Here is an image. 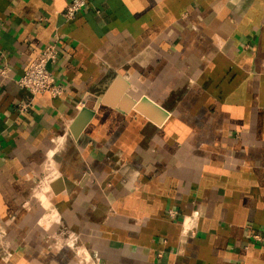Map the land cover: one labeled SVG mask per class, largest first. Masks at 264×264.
Segmentation results:
<instances>
[{
  "label": "crops",
  "instance_id": "crops-1",
  "mask_svg": "<svg viewBox=\"0 0 264 264\" xmlns=\"http://www.w3.org/2000/svg\"><path fill=\"white\" fill-rule=\"evenodd\" d=\"M69 1L0 0V264H264V0Z\"/></svg>",
  "mask_w": 264,
  "mask_h": 264
},
{
  "label": "built area",
  "instance_id": "built-area-1",
  "mask_svg": "<svg viewBox=\"0 0 264 264\" xmlns=\"http://www.w3.org/2000/svg\"><path fill=\"white\" fill-rule=\"evenodd\" d=\"M89 0H70L62 11L65 21L72 20L84 7ZM62 39L55 35L51 41L46 43L39 54L28 64L23 72L14 78L18 87L28 91L31 97L27 100L19 101L18 110L27 111L38 93L48 92L51 97L61 95L65 88L57 82L56 76L48 69V63L57 60ZM10 78V69L8 65L0 64V82ZM168 214L175 216L176 211L169 209ZM250 238L254 242L263 241L264 235L259 232H252Z\"/></svg>",
  "mask_w": 264,
  "mask_h": 264
},
{
  "label": "water",
  "instance_id": "water-1",
  "mask_svg": "<svg viewBox=\"0 0 264 264\" xmlns=\"http://www.w3.org/2000/svg\"><path fill=\"white\" fill-rule=\"evenodd\" d=\"M136 110H139L146 114L150 119L160 122L162 119V116H164L163 110H161L156 104L151 102L150 100L146 98H141L135 105ZM92 113L91 110H88L87 108H83L79 111L77 116L75 117L72 125L70 126V129L72 130L74 136H77L80 131L83 129V127L87 123V119ZM158 113V117H156V114ZM160 117V118H159Z\"/></svg>",
  "mask_w": 264,
  "mask_h": 264
},
{
  "label": "bare ground",
  "instance_id": "bare-ground-1",
  "mask_svg": "<svg viewBox=\"0 0 264 264\" xmlns=\"http://www.w3.org/2000/svg\"><path fill=\"white\" fill-rule=\"evenodd\" d=\"M81 254V253H80ZM89 258V257H88ZM92 264V263H91Z\"/></svg>",
  "mask_w": 264,
  "mask_h": 264
}]
</instances>
